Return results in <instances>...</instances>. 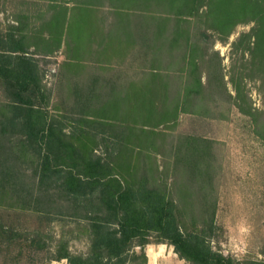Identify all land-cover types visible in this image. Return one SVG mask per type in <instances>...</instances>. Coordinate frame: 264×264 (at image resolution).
Segmentation results:
<instances>
[{
    "label": "trees",
    "instance_id": "16d2710c",
    "mask_svg": "<svg viewBox=\"0 0 264 264\" xmlns=\"http://www.w3.org/2000/svg\"><path fill=\"white\" fill-rule=\"evenodd\" d=\"M72 3L49 0L43 31L26 17L0 23V264L44 248L45 232L25 228L31 215L87 238L81 254L58 240L50 261L147 264L144 248L164 244L186 264H264V244L261 259L213 248L214 142L174 134L181 115L224 119L227 103L264 142V102L252 107L247 88L264 94V0ZM239 25L250 27L230 44L225 71L214 46ZM123 44L140 55V79L125 85L103 74ZM61 47L69 75L53 100L37 56Z\"/></svg>",
    "mask_w": 264,
    "mask_h": 264
},
{
    "label": "rangeland",
    "instance_id": "374dc122",
    "mask_svg": "<svg viewBox=\"0 0 264 264\" xmlns=\"http://www.w3.org/2000/svg\"><path fill=\"white\" fill-rule=\"evenodd\" d=\"M58 1H66L70 6L76 0ZM48 3L49 0H0L1 28L14 24L16 18L26 17L24 18L26 26L42 30L41 25L50 16V13L46 16ZM105 14L101 12L99 16H106V23L109 24L112 17ZM249 27L250 25H239L226 43L215 44L214 48L223 57L222 65L225 71L230 65V44L241 32L248 31ZM127 49L128 47L122 55H114L108 62L106 71H103L107 78H118V83L123 85L130 79H140V55L134 52L139 50L135 49L132 52ZM37 57L44 70L43 83L51 90L53 100H58L65 91L63 89L66 84L65 77L69 75V71L60 66L64 60L63 48L53 51L48 56ZM137 57L138 60H134ZM84 70L83 74L76 73L77 77L72 76L74 80L79 83L83 81L87 75L97 70L96 64L89 65ZM256 86L257 84L252 82L248 83L250 104L255 109H262L264 94L259 93ZM219 111L224 113V119L218 116L198 118L181 115L174 134L197 135L214 142L213 188L217 198L216 220L220 231L211 242L213 248H220L224 255L237 259H261L260 251L264 244V142L248 128L247 118L235 107L223 103ZM157 159L161 165L160 157ZM25 228L29 231L39 228L45 232L44 248L36 252H25L17 264H66L65 260L50 261L60 239L67 243L69 250L74 254L87 251V238L74 223L64 220L49 222L42 217L31 215L26 219ZM153 245L155 244L147 245L144 251ZM171 255L172 258L164 264H182L177 255L175 256L173 252Z\"/></svg>",
    "mask_w": 264,
    "mask_h": 264
},
{
    "label": "crops",
    "instance_id": "0c3cea01",
    "mask_svg": "<svg viewBox=\"0 0 264 264\" xmlns=\"http://www.w3.org/2000/svg\"><path fill=\"white\" fill-rule=\"evenodd\" d=\"M173 249L170 246L164 244H157L145 249L147 257V264H164L172 258ZM176 256V254L173 252ZM178 258V257H177ZM180 260V259H179ZM182 264H186L183 260H180ZM65 264V263H64Z\"/></svg>",
    "mask_w": 264,
    "mask_h": 264
}]
</instances>
